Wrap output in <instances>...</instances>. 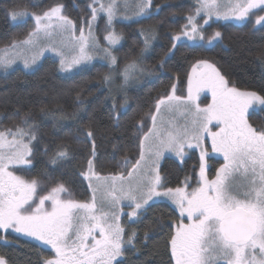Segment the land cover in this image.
Here are the masks:
<instances>
[{"label": "snow or ice", "instance_id": "6c2138e0", "mask_svg": "<svg viewBox=\"0 0 264 264\" xmlns=\"http://www.w3.org/2000/svg\"><path fill=\"white\" fill-rule=\"evenodd\" d=\"M197 7L186 16L181 30L171 39L172 49L182 38L205 45L222 42V33L205 35L203 25L216 20L246 21L254 17V26L264 31V0H196ZM90 19L81 25L63 14V4L40 14L27 10L7 9L9 19L34 21V27L24 39H13L0 48V70L7 71L17 60L31 69L45 51L54 52L60 59V70L71 72L86 68L97 50L117 63L112 46L122 39L114 28L104 39L108 47L101 48L93 35L92 22L97 14L106 17L111 27L114 19L150 16L153 0H93ZM154 11H159L157 6ZM175 15V13H173ZM202 21V24L198 22ZM78 33V34H77ZM143 34V33H142ZM59 40V47L54 42ZM154 33L145 38V51ZM83 66V67H81ZM163 66V60L161 61ZM137 71H143L135 60L126 64L119 75L126 84ZM105 83L113 80V73H105ZM210 93L211 103L201 106V93ZM79 110L86 106L77 94ZM127 101L125 100V103ZM115 107V103L113 104ZM251 116L264 117V95L256 91H242L206 60L197 61L187 78L185 96L170 93L156 99L147 114L151 128L143 133L144 121H138V159H124L121 167H130L127 174L100 176L94 171L95 141L86 172L92 189L88 202L62 199L67 191L58 183L40 190L37 179H25L15 174L21 165L30 166L34 158L32 143L37 139L38 125L30 113L13 127L0 129V229H12L34 237L55 250V258L44 264H117L125 245L135 247V230L127 234L120 224L124 216L130 224L141 223L147 206L154 198H167L179 210L180 219L167 227V247L173 264H264V124L250 123ZM45 117L66 119L61 111L41 109ZM76 113H73V117ZM88 137L93 132L84 133ZM187 150H199L198 176L185 175L181 186L169 187L160 173V160L166 152L174 153L183 163ZM210 149V150H209ZM48 148L44 154L48 155ZM222 157L221 166L209 178V159ZM70 158L67 146L59 145L49 157L50 165ZM95 178V184L92 178ZM99 193V201L97 200ZM127 204L122 206V202ZM46 202L50 207L46 208ZM124 207L131 209L124 211ZM185 219L188 221L185 223ZM2 238V237H0ZM148 239V233L144 235ZM0 264L7 261L0 257ZM122 264V262H121Z\"/></svg>", "mask_w": 264, "mask_h": 264}, {"label": "trees", "instance_id": "16d2710c", "mask_svg": "<svg viewBox=\"0 0 264 264\" xmlns=\"http://www.w3.org/2000/svg\"><path fill=\"white\" fill-rule=\"evenodd\" d=\"M56 4H63V14L75 21L79 28L82 20L87 22L90 19L93 0H0V48L13 39H24L34 27L31 21L13 23L6 14L7 9L40 14ZM157 6L160 10L156 14L137 22L116 25L123 39L122 45L114 52L117 58L115 69L119 72L126 64L141 59L143 31L155 29L158 35L151 53L142 62L147 73L146 81L118 95L109 94L103 76L111 69L100 63L64 77L59 72L58 62L48 58L34 72L16 69L0 76V129L20 123L25 113H30L38 125L37 139L32 143L34 158L30 157L33 162L29 167L13 170L15 174L40 181L38 191L60 183L67 189V199L89 201L90 188L80 173L86 172L87 162L92 158V141H95L96 153L94 171L100 176L125 174L130 167H121L124 159L134 161L140 153L142 133L137 131V122L143 119V133L151 128L147 114L158 97L170 93L172 85L176 87V95L184 96L187 78L199 60L212 63L230 85L264 95V31L252 24L214 23L210 30H219L222 42L211 47L179 44L172 49L171 37L181 30L194 5L192 0H153V7ZM104 20L99 21L98 37L103 36ZM78 93L86 104L79 111ZM41 109L62 111L67 118L54 120L45 117ZM73 113H76L74 117ZM249 122L259 127L264 124V117L250 114ZM88 129L93 132L92 137L84 134ZM59 145L68 147L70 158L50 165L49 157ZM45 147L49 150L48 155L44 154ZM199 162L197 153L189 155L182 164L166 159L161 168L162 177L169 187L181 186L185 175L192 176L193 180L196 178ZM210 162L213 171L208 175L214 178L222 161L215 157L210 158ZM179 219L176 209L161 202L144 210L141 223L123 222L126 234L135 230L137 239L135 247L125 245L117 264H173L167 240L174 229L167 226ZM146 232L147 240L144 239ZM4 233L0 231V257L7 264H44L45 260L55 258L54 249L42 241Z\"/></svg>", "mask_w": 264, "mask_h": 264}, {"label": "rangeland", "instance_id": "374dc122", "mask_svg": "<svg viewBox=\"0 0 264 264\" xmlns=\"http://www.w3.org/2000/svg\"><path fill=\"white\" fill-rule=\"evenodd\" d=\"M220 2H221V3H224V2H226V0H220ZM192 3H193V5H194V8L198 6V5L196 4V0H192ZM154 9H155V8L153 7V10H150V11H152V14H151V15L157 13V11H154ZM159 10H160V9H159ZM253 11L256 12V13H259V14H261V15H264V12H261L260 9H255V10H253ZM158 12H159V11H158ZM151 15H150V16H151ZM147 17H149V16L141 17V18H135V17H134V18H132V19H123V18L118 17V18H116V19L113 20L111 27H109V26L107 25V23H106V17L104 16V14H102V13H98V14H97V19H96V21L92 22V32H93V35L99 40V44H100V47H101V48L108 47L107 41L104 39V37L107 35V32L111 30V28H114L115 31H116V33H117L118 35H120V34L118 33V31H117V27H116L117 24H119V23H131V22H137V21H140V20H142V19H144V18H147ZM101 18H104V19H105V20H104L103 31H102V32H103V36H102V37H98V30H97V29H98L99 21H100ZM28 21H31V22L33 23V25H34V21H33V20H28ZM20 22H23V21L18 20L16 23H20ZM198 22L202 24V21L198 20ZM214 23H230V24H236V25L252 24V25L254 26V17H253L252 15H250L246 21H242V22H238V21H235V20H227V21H226V20H216L215 17H213L212 20H209V21H208V24L203 25V31H204L205 35H210L211 33L215 32V31H219V30H216V29L213 30L212 28H211V30H210V27H211ZM254 27H255V28H260L259 25H255ZM77 28H78V27H77ZM142 33H143V34H142V39H143V41H144V49H145V38H146V36H149L150 34H153V33H154V39H151V40H150L149 47L147 48L146 51L143 50L141 59H140L139 61H137V64L140 66L141 69H143V65H142L143 60H144V59H145V58L151 53V50H152L154 44H155V43L157 42V40H158V35H157V32H156L155 29H148V30L146 29V30L143 31ZM77 34H78V33H77ZM54 42L57 44L58 47L60 46V45H59V40H58V39L55 40ZM122 43H123V39H120V41H119L118 44L112 46V49H111V51H112V55L115 56V54H114L115 50L118 49V48L122 45ZM217 43H218V42H214L212 45L209 46V45H205V44H203L202 42L197 43V42H193V41H188V40H186V38H182V41H181V42H176V46L179 45V44H188V45H191V46L203 45V46H206V47H211V46H214V45L217 44ZM48 58H51V59H53V60H55V61L58 62L59 72H60V74H61L62 76H64V77H71V76H73V75H76V74L82 72L83 70L90 68L92 65H94V64H96V63H100V64H106V65H108V66L110 67V69H111L110 72L113 73V80H112V81H109V82L107 83V84H108L107 87L109 88V94H110V95H118V94H120L123 90L128 89V88H130V87H132V86H136V85L138 86V85L142 84L143 82H145L146 79H147V73H146L145 70L143 69V71H137V72L134 74V78L129 79L128 82L125 84L124 81H123V77H122L121 75H119V71H117V70L115 69L116 64H115V65H110L109 60H108L106 57H104L103 54L99 52V50H97V54L93 56L92 61L87 65L86 68H83V70H80V68H74L71 72H63V71L60 70V65H59V59H60V58H59L54 52H52V51H45L44 54L39 58L38 62H37V63H36L31 69H25L24 66H23L22 61L17 60V62H16L14 65H12V66H11L6 72L3 71V70H0V76L7 75V74L13 72V71L16 70V69H22V70H24V71H26V72H34L35 70H37V69L41 66V64L44 62V60H46V59H48ZM209 63H210V62H209ZM211 64H212V63H211ZM81 67H83V66H81ZM190 74H191V72H190ZM190 74H189V75H190ZM186 90H187V88H186ZM185 95H186V94H185ZM185 95H184V96H185ZM208 103H211V95H210V93H207V92H205V93H201V96H200V104H201V106H202V107H203V106H206ZM251 111H252V110L250 109V110H249L250 114H251ZM186 152H187V155L185 156L184 161H185L186 158H187L189 155H191L192 153H197L198 156H199V150H198V149H192V150H187V149H186ZM29 159H30V158H29ZM166 159H172V160H175V161L180 162L179 158L176 157L174 153L166 152V153L164 154L163 158H162V159L160 160V162H159V164H160V173H161L162 165H163V163H164V161H165ZM184 161H183V162H184ZM180 163H181V162H180ZM181 164H182V163H181ZM210 164H211V162H210V159H209V166H210ZM25 167H29V166H27V165H21V166H19V167H17V168H25ZM10 170H15V169H10ZM130 170H131V169L129 168V169L126 171L125 175H126L127 172L130 171ZM198 171H199V169L197 170L196 177L198 176ZM161 176H162V174H161ZM83 178L85 179L84 176H83ZM85 181L87 182V184H88V186H89V180H88V179H85ZM92 182H93V184H95V178H94V177L92 178ZM194 184H195V179L193 180V185H194ZM89 188H90V187H89ZM90 192L92 193V189H91V188H90ZM61 198H62V199H67V191L64 192V193H61ZM90 198H91V197H90ZM97 200L99 201V193H97ZM89 201H90V199H89ZM87 202H88V201H87ZM161 202L169 204V205L172 206L174 209H176V210L178 211V213H179V210H178V208L176 207V205L173 204V203H172L170 200H168L167 198H154L153 201H150V202H149V205L147 206V208H148L150 205H152V204H155V203H161ZM126 204H127V201L122 202V206H124V205H126ZM45 207H46V208H49V207H50V202H46ZM124 211H125V212H129V211H131V209L128 208V207H124ZM141 211L144 212V209H141ZM185 221L188 222L186 219H185ZM119 222H120V224H121L122 226H123V222H128V223H129V221H128L124 216H121ZM1 230H2V229H1ZM2 231H3V230H2ZM3 232H5V231H3ZM7 232H8V233L13 232V233L18 234V235H19V234H21V235H25L24 233H18V232H15V231L12 230V229H8L5 233H7ZM31 238L37 240V239L34 238V237H31ZM54 251H55V250H54ZM54 254H55V253H54ZM121 258H122V256H121V257H118V258H117V261H120Z\"/></svg>", "mask_w": 264, "mask_h": 264}, {"label": "flooded vegetation", "instance_id": "af4514ba", "mask_svg": "<svg viewBox=\"0 0 264 264\" xmlns=\"http://www.w3.org/2000/svg\"><path fill=\"white\" fill-rule=\"evenodd\" d=\"M216 158H218L219 160H221L222 162H223V160H222V157H218V156H216ZM213 159V158H212ZM209 172H211V171H213V167H212V164H210V166H209ZM0 231H2L1 229H0ZM4 231V230H3ZM2 231V232H3ZM4 233V232H3ZM4 234H13V235H15L16 236V238H26V239H32L31 237H29V236H26V235H21V234H15V233H13V232H11V233H4Z\"/></svg>", "mask_w": 264, "mask_h": 264}]
</instances>
